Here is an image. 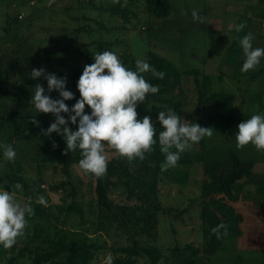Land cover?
Segmentation results:
<instances>
[{
	"label": "rangeland",
	"instance_id": "obj_1",
	"mask_svg": "<svg viewBox=\"0 0 264 264\" xmlns=\"http://www.w3.org/2000/svg\"><path fill=\"white\" fill-rule=\"evenodd\" d=\"M116 1L0 0V140L17 152L14 162L0 156V185L17 191L18 198H31L34 207L24 235L11 248L0 246V264H33L35 256L46 249L45 240L57 241L60 237L69 244H95L90 264H106L109 253L115 264L124 256L119 248L133 241L160 249L159 264H187L190 252L185 247L198 246L199 250L204 244L200 195L205 163L226 162L230 153L243 160L250 157L251 150L264 157V151L251 144L238 146L233 136L241 121L264 113V74L256 75L264 69V58L255 69L242 72L241 65L229 67L237 51H227L222 44L229 45L232 40L240 43L247 32L245 28L237 32L234 26L243 25L247 13L234 9L236 12L220 16L208 12L205 2L198 0H186L184 9L190 11L181 13L182 0H172L174 13L169 20L145 15L140 4L134 8L136 14L131 15L130 22L125 23L108 11ZM254 7L248 8L251 21L246 28L248 25V32L254 36V46L264 47V10ZM193 9L204 17L203 23L193 21ZM105 49L118 56L131 54L136 62L155 53L184 74L182 87L165 95L164 102L145 99L137 105V118L150 116L157 131L162 128L156 117L159 111L172 109L170 103L187 112L197 109L199 119L215 112L213 107L199 106L194 76L185 74L189 71L202 72L199 83L208 95L226 93L234 97L232 106L222 112L236 119L232 125L213 127L211 137L181 153L183 161L177 166L162 171L160 165L153 196L139 186L146 176L140 164L106 148L108 167L116 169L115 175L103 177L111 184L106 190L109 207L99 200L96 181L78 165L71 163L66 174L61 164L45 160V139L61 141L62 137L55 132L48 136L36 132L38 127L46 129L55 117L36 114L31 104L33 88L40 83L47 91V81L30 76L32 69L44 68L67 80L68 70L83 71L85 65L94 62L96 52ZM85 52L92 56H85ZM228 67L232 74L226 73ZM66 88L70 90L68 80ZM50 95L58 98L55 90ZM33 117L39 126L33 123ZM11 168L18 169L27 190L19 192L9 185L6 176ZM40 196L46 203L38 202ZM155 205L161 209L156 212V223H138L147 212H155ZM135 260L136 264H149L147 258Z\"/></svg>",
	"mask_w": 264,
	"mask_h": 264
},
{
	"label": "clouds",
	"instance_id": "obj_2",
	"mask_svg": "<svg viewBox=\"0 0 264 264\" xmlns=\"http://www.w3.org/2000/svg\"><path fill=\"white\" fill-rule=\"evenodd\" d=\"M191 15L193 21L204 22V17L197 10L193 9ZM234 27L239 32L243 25ZM253 40L252 33L240 38L245 57L242 72L255 69L264 58V47L254 46ZM136 65L135 69L128 67L117 53L109 49L97 51L94 62L84 66L76 82L79 98L71 107L66 101L73 100L76 93L66 88L65 77L47 73L44 68L31 71L32 79L43 77L47 81V91L40 83L33 88L31 104L36 114L50 113L55 117L46 129H42L43 135L55 132L65 141L66 151L79 149L82 158L78 166L85 174L97 178L106 174L109 164L106 148L110 147L130 161L143 160L146 153L154 151L157 127L150 116L138 119L136 109L148 94H157L160 90L158 84H152L143 74L151 72L154 77L163 79L164 73L152 66L147 58L138 60ZM53 90L58 92V98L50 95ZM86 105L90 112H85ZM156 120L162 128L158 136L160 151L165 157L161 163L162 171L177 166L181 153L203 138L211 137L214 132L212 127L182 121L171 108L159 111ZM33 123L39 126L34 117ZM69 124L76 125V130H72ZM233 136L238 146L251 144L258 151H264V113L257 112L241 121ZM0 156L5 161L14 162L17 152L11 144L0 140ZM14 188L23 191L20 183H16ZM38 202L44 204L46 200L40 196ZM33 214L31 198H18L17 191L5 190L0 185V246H14L17 238L24 235L29 224L28 217ZM221 230L226 234L227 225L223 222L212 228L218 237L222 234ZM106 264H114L110 253Z\"/></svg>",
	"mask_w": 264,
	"mask_h": 264
},
{
	"label": "trees",
	"instance_id": "obj_3",
	"mask_svg": "<svg viewBox=\"0 0 264 264\" xmlns=\"http://www.w3.org/2000/svg\"><path fill=\"white\" fill-rule=\"evenodd\" d=\"M146 11L156 18H166L169 16L168 0H145ZM108 11L112 14L119 15L125 23L130 22L132 12L123 7L121 1L117 0L116 4L111 6ZM85 56H92L89 52H85ZM124 63L130 67L136 68V59L133 55L122 54L119 56ZM147 61L154 66L158 71L164 73L163 79L154 77L151 72L144 73L145 78L152 84L159 85V92L157 94H148V101H162L163 97L167 94L178 91L183 85L184 74L180 73L177 68L171 65L165 58L155 53H149ZM263 73L258 72L259 76ZM82 74V70H68L67 80L70 85V90L76 93L73 100L67 101V104L71 107L75 103V99L79 98V92L76 89V82L79 76ZM186 75L194 76V84L198 87V104L213 107L214 113L204 114L200 119L198 118V111L195 109L192 112L182 110L178 105L170 103L172 109H174L181 117L189 121V123H198L202 127H216V126H229L232 125L236 119L230 115L222 112L232 106L234 97L226 93H213L208 95L203 88V84L199 83V72L190 71L185 73ZM152 109H156L153 106ZM85 112H90V108L86 105ZM72 130H76V125L69 124ZM44 127L36 128V132L42 133ZM159 132L157 131L156 139L157 144L153 146L154 151L146 153L145 159H135L143 169L145 178L140 180L139 186L145 189V193L148 196H153L157 192L156 182L157 175L161 163L164 161V154L160 151V145L158 143ZM203 141V139H202ZM44 158L47 162H56L62 165L63 171L67 174L68 167L71 163L78 165L81 157V151L79 149L75 151H66V143L59 139L47 138L44 142ZM183 161L182 157L178 163ZM252 163L242 162L235 154H229V160L226 162L210 161L205 163L204 166V179L201 186V202H200V217L203 223V233L206 237V247L204 253L206 255L211 254L223 240V238L229 234L238 235V225L240 223V217L234 213L232 208L227 205L226 200L234 201L236 196L234 191L238 185V182L245 177H248L252 171ZM116 169L114 167H108L104 176L115 175ZM18 169L11 168V172L7 175L9 185L14 188L16 183H20L23 186V190L28 189V185L25 180L17 174ZM96 181V193L101 200L102 204L109 207L108 197L106 194L107 188L111 185L110 182L104 180L103 177L97 178L94 175L88 174ZM155 212H147L143 218L137 220L138 223H156V212L161 210L159 206H153ZM227 225L226 234L224 230H221V235L218 237L212 232V228L220 223ZM147 230H145V233ZM46 249L40 254L36 255L33 264H90L96 245L85 242H75L69 244L63 237H60L57 241L45 240ZM185 250H188L189 258L187 264H197L198 249L193 248L191 245H187ZM119 251L124 255L122 258H117L115 264H136L135 258H147L149 264H159L162 258V252L156 247H144L140 246L136 241H133L132 245L119 248ZM182 253V252H181ZM180 253V254H181ZM183 254V253H182Z\"/></svg>",
	"mask_w": 264,
	"mask_h": 264
},
{
	"label": "crops",
	"instance_id": "obj_4",
	"mask_svg": "<svg viewBox=\"0 0 264 264\" xmlns=\"http://www.w3.org/2000/svg\"><path fill=\"white\" fill-rule=\"evenodd\" d=\"M123 7H127L131 12L132 16L136 14L134 8L143 5L145 11L144 14L150 15L145 8V0H119ZM192 1V0H191ZM199 2H205V8L210 13L219 14L220 16H225V14L234 13L236 10L241 9L243 13H247V16L243 24V29L248 34L251 18L249 16L248 8L249 6L259 7L260 10H264V0H198ZM186 0H182V5L179 10L184 13V5H186ZM169 5V16L166 18H154L156 19H166L169 20L174 13L172 8V0H168ZM254 7V8H255ZM184 9V10H183ZM236 9V10H234ZM141 11V10H140ZM190 9L187 8L186 12ZM234 11V12H233ZM139 13V12H138ZM226 17V16H225ZM134 18V17H132ZM244 18V16H241ZM239 21V20H238ZM247 28H246V24ZM264 28V23L262 24ZM145 30V29H143ZM264 39V35H263ZM227 51L235 50L237 54L234 59L229 62V67L241 65L244 61V55L240 43H236L232 40L228 45L223 41ZM237 45V48H235ZM233 48V49H232ZM160 56V55H159ZM207 58V56H206ZM228 59V58H227ZM207 60L204 58L203 62ZM229 71L226 73L232 74ZM264 68V67H263ZM264 74V69L261 71ZM190 72V71H189ZM235 70L233 71V73ZM257 72V73H258ZM202 73V72H199ZM225 73V74H226ZM246 159L241 160L242 162L252 163V171L248 177L243 178L238 182V185L234 191L236 199L234 201L226 200L228 206L232 208L234 213L240 217V223L238 225L239 234L233 235L229 234L223 238L220 244L217 246L216 250L209 255L203 253L202 249L206 247V237H203V243L199 246V253L197 255V264H264V157L259 154L256 156L254 150L249 151ZM239 158V157H238ZM203 233V230H202ZM198 247V246H196ZM195 247V249H197ZM202 251V252H201Z\"/></svg>",
	"mask_w": 264,
	"mask_h": 264
}]
</instances>
